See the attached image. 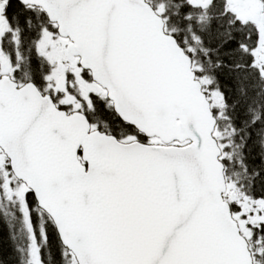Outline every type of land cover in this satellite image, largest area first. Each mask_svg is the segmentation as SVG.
Wrapping results in <instances>:
<instances>
[{
	"label": "snow or ice",
	"instance_id": "obj_1",
	"mask_svg": "<svg viewBox=\"0 0 264 264\" xmlns=\"http://www.w3.org/2000/svg\"><path fill=\"white\" fill-rule=\"evenodd\" d=\"M0 264H264V0H0Z\"/></svg>",
	"mask_w": 264,
	"mask_h": 264
},
{
	"label": "trees",
	"instance_id": "obj_2",
	"mask_svg": "<svg viewBox=\"0 0 264 264\" xmlns=\"http://www.w3.org/2000/svg\"><path fill=\"white\" fill-rule=\"evenodd\" d=\"M3 229V225L2 224H0V230H2ZM3 235V232L2 231H0V236H2Z\"/></svg>",
	"mask_w": 264,
	"mask_h": 264
}]
</instances>
